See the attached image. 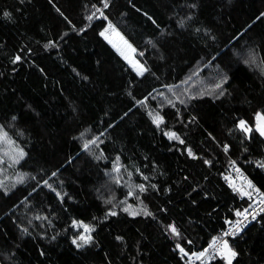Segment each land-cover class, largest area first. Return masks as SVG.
I'll return each mask as SVG.
<instances>
[{
  "label": "trees",
  "instance_id": "16d2710c",
  "mask_svg": "<svg viewBox=\"0 0 264 264\" xmlns=\"http://www.w3.org/2000/svg\"><path fill=\"white\" fill-rule=\"evenodd\" d=\"M109 23L143 76L101 35ZM259 111L264 0H0V127L24 151L13 170L26 175L15 206L11 183L0 188V264H191L248 206L237 186L264 192ZM89 134L98 143L86 150ZM74 221L95 229L92 243L73 244ZM228 242L232 264H264V213Z\"/></svg>",
  "mask_w": 264,
  "mask_h": 264
},
{
  "label": "snow or ice",
  "instance_id": "6c2138e0",
  "mask_svg": "<svg viewBox=\"0 0 264 264\" xmlns=\"http://www.w3.org/2000/svg\"><path fill=\"white\" fill-rule=\"evenodd\" d=\"M21 2H23V0H21ZM103 3V7L107 8L109 6V0H102ZM95 7V6H93ZM193 7H195V5H193ZM97 12L100 13V15H103V11L100 8L96 9ZM5 17H8L10 14L5 12L3 14ZM93 16H95V12L88 16V19L91 20L93 18ZM106 18V17H105ZM109 27H111V25H109ZM101 35H104V33H101ZM117 35H119L117 33ZM121 39H123V37H121ZM125 43H127L125 41ZM46 47H48V45H46ZM129 48H131V45H128ZM133 52H135V49H132ZM123 55V53H121ZM126 59H128V57H125ZM16 60H19L20 57L17 56L15 58ZM130 63H132L134 69L137 71V74L140 76H143L145 74V72L148 71L147 68H145L142 64H140L138 61H129ZM222 85L221 84H217L216 88L219 89L221 88ZM169 90L171 91V87L169 88ZM220 95H223V92L220 93ZM183 102V101H181ZM138 103H144V101H139ZM173 102L171 100H169V104H172ZM149 116L152 119V122L157 126L160 127L161 124L164 123V117L162 115L159 114V112H157L156 114H153L152 112L148 113ZM15 119V118H13ZM256 131H258L260 133L261 136H264V114L262 113H257L256 114ZM239 127L245 131L246 133L251 132L252 128L250 126L247 125V122L244 120H240L239 121ZM169 136L170 139H176V140H180V137L177 136L174 132L172 133H168L167 134ZM0 143H2L4 145L3 148H0V153H2V155H0V165H4L6 162H8V167H13L17 164H19L21 162V160L24 158L25 153L22 149H13V146L15 144V142L8 136V133L6 131H3L2 127H0ZM89 143L95 144L96 140H92ZM180 143H184L183 140H180ZM89 144L86 143L84 145L85 148H88ZM15 151V155H12V151ZM225 151H227V145L225 146ZM189 155H192L191 150H189ZM119 161V157H117V165L114 168V171H116L117 173L120 171V166L118 164ZM234 163V162H233ZM261 166H264V164H262ZM0 171H6V169H0ZM53 176L56 175V173L52 174ZM129 175H131V173H129ZM144 179H147V177H144ZM23 181V178L21 177L20 182ZM44 184L46 186H48L49 188H51V185L48 184L47 181H44ZM248 186L252 187L251 182H248ZM5 187V181L4 180H0V188H4ZM140 192H144L145 191V187L143 184L137 185L136 186ZM152 187H155V185H153ZM53 191H55V189H52ZM57 196H60V193H56ZM244 195H251V193H243ZM129 195H132V193L130 192ZM110 203V201H109ZM261 203H264V200L261 201ZM131 206L126 207L123 209V211L125 212H129V214L131 215H135L138 214L135 211H130ZM145 215H151V213L147 212L146 209L143 210ZM261 211H264V208H261ZM247 209H244V211H237L236 215L237 216H243L245 219H247ZM108 215H116V212L111 211L108 213ZM46 219V217H44ZM255 218V217H253ZM37 219H41V217H37ZM74 225H76L79 228L83 229V232L81 234L78 235V237L76 239H74L72 242L73 244H76L77 247H83L85 245H88L90 243L93 242V237L91 235V233L95 230L92 226H90L89 224H85L83 222H73ZM229 224H231L232 222L229 221ZM243 223V221H238L236 222V224L234 225V229L235 231H225L223 233V236H232L235 235V232H238L240 230V225ZM170 231L175 234V235H179V232L177 230V228L175 227V225H169L168 226ZM117 239H120L119 237ZM177 247L179 248L180 246L177 245ZM210 247L212 249H214L221 257V259L226 261V264H232L233 260L236 258L237 256V252L235 250H233L232 247H230L228 240H225L223 238H214ZM181 252H184L183 248H180ZM207 249H205L204 252H201L199 254H194L196 255L197 259H200L201 257L205 256L207 253ZM185 255H187V253H185Z\"/></svg>",
  "mask_w": 264,
  "mask_h": 264
},
{
  "label": "rangeland",
  "instance_id": "374dc122",
  "mask_svg": "<svg viewBox=\"0 0 264 264\" xmlns=\"http://www.w3.org/2000/svg\"><path fill=\"white\" fill-rule=\"evenodd\" d=\"M109 25H111V27H109ZM101 33H104L103 37L127 61V63L132 67V69L136 73H137V71L134 69L132 63L129 62L130 60L131 61H134V62L135 61H138L140 64H142L146 68L145 64L140 59V57L137 54L136 50H135V52L132 51V49H135V48L125 39V37L112 24H110V23L107 24L106 27L102 30ZM117 33L119 35H117ZM121 37H123V39H121ZM125 41L127 43H125ZM128 45H131V48H129ZM121 53H123V55ZM125 57H128V59H126ZM244 60L251 67H255L256 64H257L256 56L253 53H247V54H245L244 55ZM189 79H190V77L186 78L185 79V82H187ZM152 113L153 114H156L155 112H152ZM257 113H262V112L259 111ZM240 120H244V119H240ZM239 121L237 122V127L239 129H241L239 127ZM256 124H257V121H256V117H255V130H256ZM246 134H249V132L246 133ZM261 137L264 139V136H261ZM92 140H96V143L95 144L89 143ZM86 143L89 144L88 148H85L84 147L86 150L94 149L96 147L97 143H98V137H96V135H94V134H89L88 137L83 140V146ZM3 147H4V145L2 143H0V148H3ZM13 149H19V148L16 145H14L13 146ZM11 154L12 155H15V151L13 150ZM0 155H2V153H0ZM0 169H6V171H0V180L9 181L11 183L12 188H11L10 192L8 193L9 194L8 202H9L10 206H13V205L15 206L17 203H19L24 198V196L18 195V193L19 192H22L20 190L21 188L19 187L21 177L23 178V181L22 182H24L25 181V178H26V175L25 174H22V173H16L15 174L14 173V170H13V167H8V162H6L4 165H0ZM243 176H245V175L243 174ZM109 192H110V190H105V194L106 195ZM80 231H81L80 232V234H81L83 232V229L80 228Z\"/></svg>",
  "mask_w": 264,
  "mask_h": 264
},
{
  "label": "bare ground",
  "instance_id": "6f19581e",
  "mask_svg": "<svg viewBox=\"0 0 264 264\" xmlns=\"http://www.w3.org/2000/svg\"><path fill=\"white\" fill-rule=\"evenodd\" d=\"M247 193H251V195L250 196L247 195L246 198L248 199V206L246 208H244V209L248 210L247 219H245L243 216H240V218L243 221V226H245L246 224L256 220L257 217H258V214L264 213V211L260 210L261 205H260V202H259V197H260L261 194H264V192H262L255 185H253V188L248 189ZM244 209L242 211H244ZM253 217H255V218H253ZM225 231H226V229H225ZM223 233L220 236L216 237V238L223 237ZM230 237H232V236L226 237L225 240H228ZM215 254H217V252L214 250V251L206 253V255L201 257L200 259H197L195 256H193V257H191V262H192L191 264H197L199 262H206L211 256H213Z\"/></svg>",
  "mask_w": 264,
  "mask_h": 264
},
{
  "label": "built area",
  "instance_id": "2783aa9c",
  "mask_svg": "<svg viewBox=\"0 0 264 264\" xmlns=\"http://www.w3.org/2000/svg\"><path fill=\"white\" fill-rule=\"evenodd\" d=\"M236 170H238V168H236V167H232V168L230 169V172L232 173L233 171H236ZM224 174H225V176H227V175L229 174V171L225 169V170H224ZM240 176H241V178H244V177H245V176H243V174H240ZM246 183H247V182H246ZM250 188H253V186H252V187H249L248 189H250ZM236 189H237V190H240V191H243L244 193L247 192V190H248V189H247V190L245 191L244 184H243V186H242V184L239 185V186H237ZM245 197H247V195H245ZM262 200H264V194H261L260 197H259V202H260V205H261L260 210H261V208H264V203H261ZM238 221H242V219L240 218V216L238 217V219H237L233 224L227 226L226 231H235V229H234V225H235L236 222H238ZM242 226H243V223L240 225V228H241ZM236 233H237V232H235V234H236ZM232 236H233V235H232ZM226 237H229V236H223V237H220V238L225 239ZM212 241H213V240H212ZM212 241H210L209 244H208V246L205 248V249L208 250L207 253H208V252H211V251H214V249H212V248L210 247ZM205 249H204L202 252H204Z\"/></svg>",
  "mask_w": 264,
  "mask_h": 264
}]
</instances>
